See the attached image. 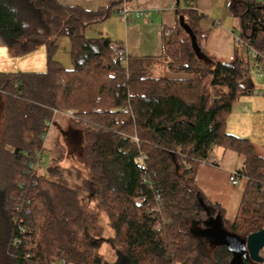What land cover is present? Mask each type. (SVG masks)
<instances>
[{"label": "trees", "instance_id": "16d2710c", "mask_svg": "<svg viewBox=\"0 0 264 264\" xmlns=\"http://www.w3.org/2000/svg\"><path fill=\"white\" fill-rule=\"evenodd\" d=\"M179 3L177 28L164 37L159 60L188 78L170 80L147 76L149 59L129 58L124 66L109 38L85 36L86 28L110 17L111 6L91 12L57 0H0V39L11 54L47 51L45 73H0V225L10 263L110 264L99 252L107 242L123 264H258L210 245L200 229L218 217L242 239L264 229V157L251 141L227 132L234 105L253 90L250 50L264 56V0H230L241 43L225 63L202 49L196 53L179 19L201 47L205 16ZM62 38L70 42L71 69L56 58ZM54 111L73 113L62 151L46 172L42 166L34 173L30 163ZM216 148L246 158L238 174L248 184L233 223L196 185L199 166ZM69 156L83 169L63 167ZM155 195L160 212H151ZM142 196L146 202L138 204ZM14 238L21 243L13 244Z\"/></svg>", "mask_w": 264, "mask_h": 264}, {"label": "crops", "instance_id": "0c3cea01", "mask_svg": "<svg viewBox=\"0 0 264 264\" xmlns=\"http://www.w3.org/2000/svg\"><path fill=\"white\" fill-rule=\"evenodd\" d=\"M57 1L64 6L80 7L91 12H97L109 6L113 7L108 19L95 24L104 27L102 29L104 37L109 38L114 43L113 45H122L130 59H149L144 64L159 65L156 68H160L161 77L165 79L188 78L186 74L172 73L167 62L159 60L164 53V31L172 32L178 25L175 9H173L176 0H125L124 5L127 8L150 11V15L139 20H135L131 15V22L128 23L119 14L121 2L118 0ZM179 5L182 9H195L205 16L199 23L201 31L206 35L202 40V51L215 56L220 62H231L234 59L237 45L241 42L238 38L240 21L230 11V0H196L195 2L182 0ZM250 57L253 59L251 54ZM254 64L253 59V69L256 73ZM46 69L47 51L45 47L21 57H14L0 39V73H45ZM147 69L149 71L150 67L147 66ZM257 75L252 77L253 90L234 105L227 121V132L251 141L258 153L260 147L263 152L259 155L264 157V95H261L264 93V81L262 80L264 77H257ZM211 160L215 161V164L203 163L199 166L196 185L209 202L221 207L224 211V219L228 223H233L248 180L240 175L239 184L233 185L230 182V176L244 169L246 158L232 150L216 148ZM219 223L230 232L222 219ZM209 244L215 245L210 241ZM121 261L123 260L120 259L118 264H123Z\"/></svg>", "mask_w": 264, "mask_h": 264}, {"label": "rangeland", "instance_id": "374dc122", "mask_svg": "<svg viewBox=\"0 0 264 264\" xmlns=\"http://www.w3.org/2000/svg\"><path fill=\"white\" fill-rule=\"evenodd\" d=\"M91 27V28H90ZM89 28H87L84 31V34L87 38H98L100 36H103V26H98V25H94V26H90ZM58 52H57V58L58 60H60V62L63 64V66L67 69H71L72 68V61H71V56H70V42L68 40V38H62L59 41L58 44ZM252 66H253V59L250 57L249 58ZM158 61V60H156ZM161 63V61L159 62ZM150 67V70L147 72V76L152 77V78H159L162 75L160 74V68H156L157 64L155 65H146ZM152 69V70H151ZM253 77H256V73L253 69L252 72ZM257 77H259L257 75ZM264 81V79H262ZM56 121L52 127V129L50 130V134L48 137V140L46 142V147H47V151L45 154V164L42 167L41 172L44 173L47 171V169L49 168V165L51 163V160L56 157V155L59 154V152L62 151V146L64 143V138H63V131L67 130L68 128V119L69 117L66 115H58L56 118ZM3 130H4V112L1 110L0 111V137L3 134ZM262 149L259 147V154H262ZM62 166L65 168H71V167H78L83 169V166H81L80 162L78 160H76L74 157L70 158L67 157L66 160L62 163ZM96 203H91L90 207L91 208H95ZM217 222H219L221 220V218H217L215 219ZM4 227H2V225H0V264H12L10 263V261H8L6 259V256H4V253L2 251V245L3 242L1 240V235H2V231L1 229H3ZM213 230L212 227H208V231ZM99 252L105 256L106 260L110 263V264H118L120 259H122L120 257V255L118 254V252H116L109 243L107 242H102L100 244L99 247Z\"/></svg>", "mask_w": 264, "mask_h": 264}, {"label": "built area", "instance_id": "2783aa9c", "mask_svg": "<svg viewBox=\"0 0 264 264\" xmlns=\"http://www.w3.org/2000/svg\"><path fill=\"white\" fill-rule=\"evenodd\" d=\"M121 2V6L119 8V14L121 15V17L124 19L125 22H131V18L130 16H134V19L135 20H139L145 16H148L150 15V11L149 10H142V9H130V8H127L125 5H124V2L125 0H118ZM182 0H180L181 2ZM173 9H176V4L173 6ZM171 35V32L169 30H165L164 31V37H169ZM205 37V36H203ZM113 49L116 53V59L122 63L124 66L128 67L129 65V55L127 53V51L124 49V47L122 45H113ZM250 54L252 55L254 61H255V70H256V73L258 74V76H260L261 78L264 77V56L263 55H260L259 53H257L256 51L254 50H250ZM261 95H264V93H261ZM61 114V112L59 111H54V115H53V118L47 122L46 126H45V129H44V134L42 136V140H43V146H42V149L41 151L38 153L37 157L30 163V168L31 170L34 171V173H37L39 171V169L45 164V161H46V151H47V147H46V142L48 140V137H49V134H50V130L52 129L53 125H54V119L57 115ZM66 116L68 117H72L73 116V113L71 111H68L65 113ZM135 141L138 142L137 138H135ZM138 162L140 163L141 165V169L144 171V172H147V166H146V156L141 154L139 157H138ZM203 163H213L215 164V161L212 162L211 158L208 160V162H203ZM188 168H190V166H187ZM239 178H240V175L236 172V173H232L231 176H230V182L233 184V185H238L239 184ZM145 181L147 183L150 184L151 188H153V183L152 181L149 179V177L146 175L145 176ZM146 202V197L145 196H142L140 197L138 200H137V203L138 204H144ZM155 203H156V206L155 208H152L151 209V212H160V203H161V197L160 195H155ZM14 211L16 214L20 215L23 213L24 211V208H23V205L22 204H18L15 206L14 208ZM26 214L29 213V211L27 210L25 212ZM18 220V221H17ZM16 220V223L18 224V229L20 231H24L23 230V227L21 225L22 221L18 218ZM12 243L17 245V244H20L21 241L18 239V238H14L12 240ZM261 255L262 257L264 258V251L261 252ZM61 264H67L66 262H61Z\"/></svg>", "mask_w": 264, "mask_h": 264}, {"label": "water", "instance_id": "95a60500", "mask_svg": "<svg viewBox=\"0 0 264 264\" xmlns=\"http://www.w3.org/2000/svg\"><path fill=\"white\" fill-rule=\"evenodd\" d=\"M179 21L181 27L191 36L194 50L200 55L201 47H199L197 38L191 29L185 23L184 17H180ZM206 226L207 229L204 230V235L210 237L215 245L227 247L233 253L235 259L240 260L242 256L246 255L252 262L264 263V258L261 255L264 250V229L249 235L246 239H242L226 231L216 220L207 222ZM208 227H212L213 230L208 231Z\"/></svg>", "mask_w": 264, "mask_h": 264}, {"label": "flooded vegetation", "instance_id": "af4514ba", "mask_svg": "<svg viewBox=\"0 0 264 264\" xmlns=\"http://www.w3.org/2000/svg\"><path fill=\"white\" fill-rule=\"evenodd\" d=\"M205 229H200V232H202V235H203V232H204ZM197 233V232H196ZM199 233V232H198ZM210 239V238H209Z\"/></svg>", "mask_w": 264, "mask_h": 264}]
</instances>
